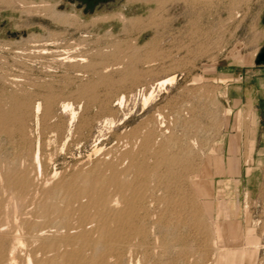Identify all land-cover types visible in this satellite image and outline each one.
Returning a JSON list of instances; mask_svg holds the SVG:
<instances>
[{"label":"rangeland","instance_id":"374dc122","mask_svg":"<svg viewBox=\"0 0 264 264\" xmlns=\"http://www.w3.org/2000/svg\"><path fill=\"white\" fill-rule=\"evenodd\" d=\"M262 48L264 0H0V224L73 236L101 189L130 225L110 264H264ZM73 244L30 263L100 257Z\"/></svg>","mask_w":264,"mask_h":264},{"label":"bare ground","instance_id":"6f19581e","mask_svg":"<svg viewBox=\"0 0 264 264\" xmlns=\"http://www.w3.org/2000/svg\"><path fill=\"white\" fill-rule=\"evenodd\" d=\"M138 1V0H137ZM46 10V9H45ZM51 11V10H50ZM49 14H51V16H55L56 20H62V17L61 15H55L54 12H50ZM64 18V17H63ZM174 81V78L173 77H170V78H167V79H164V80H160V81H157V83H155V86L160 88L164 85H167V84H171L172 82ZM144 102L146 101V99L143 100ZM39 104L36 105L35 107V112H38L39 110ZM63 110H68L69 109V106L68 105H64L62 106ZM73 111V110H72ZM73 112H71V116H73ZM147 140V139H146ZM96 150V149H95ZM99 150H96V151H93L95 153H98ZM94 153V154H95ZM37 154V153H36ZM128 156V155H127ZM129 158V157H128ZM35 163L37 164L38 166V172L40 173V168H39V164H38V156L36 155L35 156ZM230 163V169L231 171L235 170V167H236V161L235 160H231L229 161ZM20 167V166H19ZM41 167V166H40ZM133 168V167H132ZM31 169V168H30ZM229 169V168H228ZM33 171V170H32ZM230 171V170H229ZM6 172V171H5ZM15 172V171H14ZM31 172V171H30ZM116 172V171H115ZM118 173V172H117ZM20 175H17V176H14V185L17 186L20 190H25L27 187H28V176H26V174H21L19 173ZM16 175V174H15ZM31 175V174H30ZM112 176V175H111ZM125 176V175H124ZM33 178V177H32ZM111 181V180H110ZM87 183V182H86ZM10 185V184H9ZM45 185V184H44ZM117 185V184H116ZM115 185V187H116ZM1 186V185H0ZM36 187V186H35ZM54 187V186H53ZM62 187V188H61ZM61 187H58L59 190H65V191H68V188L65 186H61ZM90 187V186H89ZM97 187V186H96ZM95 186L93 187L96 188ZM38 188V187H37ZM117 188V187H116ZM121 188V187H120ZM129 188V187H128ZM2 189V188H1ZM29 189V188H28ZM123 189V188H122ZM80 190V189H79ZM89 190V191H88ZM85 191V193H91L92 192V189H88ZM98 190V189H97ZM101 190V189H100ZM98 191L95 193L94 191V194H91L90 196V200H89V204L86 206V207H83L81 206V213H80V221L81 223L83 224H88V225H91V228L89 230H85L83 228V225L79 227V229H76L79 230L77 233H75V235L73 234H70V235H73V236H68L66 238H63L61 240L57 239L56 238H51L50 234L47 235V232L45 231L46 229L45 228H38V229H35L34 226L29 225L27 227V231L25 233L22 234H18L16 231L18 230H10L9 231H5L7 230L6 228H4V225L3 224H0V264H16V254H15V250H16V247H14L15 245L18 247H21V246H26L25 245V242L28 243V245L32 246L33 244V247L28 251V253L25 255L26 256V263L27 264H31L30 263V256H34L36 253H40L41 252V256H45L46 252H52L53 250L55 251V248H57V246L59 244H64L66 246H68L69 244L71 243H74L72 245L73 246H76V245H80L81 248H84V247H87V249H94L96 250L98 247L101 248V253L98 254L96 253V255L98 254L100 257H96V260L91 263V264H110L109 263V259L111 258H114L116 255H117V258L120 257V255L115 254L117 252V250H123L125 248V244H124V239L126 238L127 239H130V225L128 224L127 222V218H125L123 215L119 214L117 215H114V212L112 211L111 207V211L109 209V207H107L108 205L107 204H110L112 202V200H108L107 196L104 194V191ZM64 191V192H65ZM112 191V190H111ZM120 191V190H119ZM134 191V190H133ZM219 191V190H218ZM25 192V191H23ZM31 193V192H30ZM42 193H44L42 191ZM133 193V192H132ZM69 201L72 200L74 197V194L72 192L69 191ZM113 194V193H112ZM116 195V194H115ZM125 195V194H124ZM131 195V194H130ZM140 195V194H139ZM26 196V195H25ZM24 196V197H25ZM34 196V195H33ZM116 197V196H115ZM121 197V196H120ZM125 197V196H124ZM41 198V197H40ZM140 198V196H138V199ZM27 199V198H26ZM35 199V198H33ZM32 199V201H34ZM113 199V198H112ZM116 199V198H115ZM129 199V198H128ZM36 200V199H35ZM136 200V199H135ZM39 201V200H38ZM116 201V200H115ZM35 202V201H34ZM22 203V202H21ZM31 204V203H30ZM123 204V203H122ZM38 206V205H37ZM221 207V209L225 212V208L223 207V203H220L219 205ZM218 206V207H219ZM32 207V206H31ZM30 207V208H31ZM68 207V206H67ZM205 207H206V211L208 214V216H212L211 215V211H209V208H208V205L205 204ZM204 207V208H205ZM26 208H29V207H26ZM80 208V207H79ZM120 208V207H119ZM131 208V207H130ZM137 208V207H136ZM224 208V209H223ZM3 209V208H2ZM220 209V208H219ZM30 210V209H29ZM67 210V209H66ZM80 210V209H78ZM218 210V209H217ZM19 211V210H18ZM205 211V210H204ZM219 211V210H218ZM22 212V211H21ZM24 212V211H23ZM29 212V211H28ZM124 212V211H123ZM30 213V212H29ZM222 213V211H221ZM220 213V214H221ZM22 214V213H21ZM66 214V213H64ZM71 214V213H70ZM2 215V214H1ZM3 215H4V212H3ZM2 215V216H3ZM74 215V214H73ZM128 215V214H127ZM137 215V214H136ZM224 215V214H223ZM130 216V215H128ZM21 217V216H20ZM40 217V216H39ZM38 217V218H39ZM63 217V216H62ZM127 217V216H126ZM195 217L197 218L198 221H200V217L199 215H197V213H195ZM226 217V216H225ZM19 218V217H18ZM16 219V218H15ZM18 220V219H17ZM36 220V219H35ZM42 220V218H41ZM202 221V220H201ZM228 221V220H227ZM1 222V221H0ZM26 223L28 221H25ZM216 222V221H215ZM214 222V224H215ZM72 223V222H71ZM111 223H116V224H112V225H116L115 229L114 227L110 226L111 230L109 229V225ZM24 223H21V226H23ZM60 224V223H59ZM77 224V223H76ZM8 225V223H7ZM6 225V226H7ZM53 225V224H52ZM129 225V226H128ZM212 225V224H211ZM216 225V224H215ZM20 226V224H19ZM57 226V225H56ZM77 226V225H76ZM128 226V227H127ZM11 227V226H10ZM59 227V226H58ZM127 227V228H126ZM9 228V226H8ZM19 228V227H17ZM24 228V227H23ZM133 228V227H131ZM213 228V233L216 237L219 238L220 236V230L218 229L217 226H212ZM33 229V230H32ZM60 229V227H59ZM51 230V229H50ZM31 231V232H30ZM34 231V232H33ZM73 231V230H72ZM227 233L228 235L230 236V238L232 239H235V233L233 232V228H232V225L228 224L227 225ZM57 232V231H55ZM132 232V230H131ZM137 232V231H136ZM134 232V233H136ZM50 233V232H49ZM62 233V232H61ZM134 233L132 235H134ZM57 234V233H56ZM138 234V233H137ZM129 235V236H128ZM131 235V236H132ZM144 235V234H143ZM8 236V237H7ZM128 237V238H127ZM60 238V237H59ZM229 238V237H228ZM5 239L6 241L10 242V244L12 243V246L9 245L8 248H6L4 245V242H5ZM220 239V238H219ZM218 239V240H219ZM24 240V241H23ZM249 240V239H248ZM7 242V243H8ZM24 242V243H23ZM129 242V241H128ZM229 242V241H228ZM251 242V241H250ZM121 244V245H120ZM125 246H124V245ZM120 245V246H119ZM129 245V243H128ZM61 246V245H60ZM65 248V246H63ZM78 247V246H77ZM26 248V247H24ZM67 248V247H66ZM185 248V247H184ZM76 249V247H75ZM86 249V250H87ZM128 249V248H127ZM181 249V248H180ZM20 250V249H19ZM78 249L76 250H73V252L77 251ZM129 250V249H128ZM91 251V250H90ZM100 251V250H99ZM182 251V250H181ZM187 251V250H186ZM201 251V250H200ZM62 252V251H61ZM79 252V251H77ZM81 252H82V249H81ZM129 252V251H128ZM67 253V252H66ZM94 253V252H92ZM122 253V252H121ZM126 253V252H125ZM51 254V253H50ZM78 255V253H76ZM75 254V255H76ZM84 254V252L82 253V255ZM124 254V253H123ZM192 254V253H191ZM190 255V254H189ZM187 255V256H189ZM36 256V255H35ZM73 256V255H71ZM81 256V255H80ZM122 256V254H121ZM183 256H186V255H183ZM184 258V262L185 263H190V259L189 258ZM89 257V256H88ZM44 258V257H43ZM55 258V257H54ZM59 259V257H58ZM95 259V258H93ZM74 260V259H73ZM85 260V259H84ZM22 261V260H21ZM44 261V260H43ZM66 261V260H65ZM82 261V260H81ZM115 261V260H113ZM20 262V260H19ZM48 262V261H47ZM71 262V261H70ZM181 262V261H180ZM18 264V263H17ZM88 264V263H87ZM114 264V262H113ZM117 264V263H115Z\"/></svg>","mask_w":264,"mask_h":264},{"label":"crops","instance_id":"0c3cea01","mask_svg":"<svg viewBox=\"0 0 264 264\" xmlns=\"http://www.w3.org/2000/svg\"><path fill=\"white\" fill-rule=\"evenodd\" d=\"M254 66L255 67H258V68H264V65H255L254 64ZM258 75H261V76H263L264 77V69L262 70V71H259L258 73H257ZM259 78V77H258ZM257 78V82L260 84V83H262V78L260 79H258ZM258 93V94H257ZM256 94L258 95L256 98V100L257 101H259V100H262L260 103H258V105H261V106H258V109L256 110V115H257V117H260V116H263L264 117V93H262V92H256ZM256 105V104H255ZM264 150V149H263Z\"/></svg>","mask_w":264,"mask_h":264},{"label":"water","instance_id":"95a60500","mask_svg":"<svg viewBox=\"0 0 264 264\" xmlns=\"http://www.w3.org/2000/svg\"><path fill=\"white\" fill-rule=\"evenodd\" d=\"M255 65H264V48H262L256 55L254 60Z\"/></svg>","mask_w":264,"mask_h":264},{"label":"flooded vegetation","instance_id":"af4514ba","mask_svg":"<svg viewBox=\"0 0 264 264\" xmlns=\"http://www.w3.org/2000/svg\"><path fill=\"white\" fill-rule=\"evenodd\" d=\"M87 3H92V4H96L99 0H84Z\"/></svg>","mask_w":264,"mask_h":264}]
</instances>
